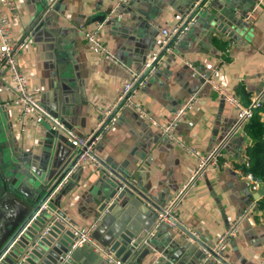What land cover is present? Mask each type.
I'll list each match as a JSON object with an SVG mask.
<instances>
[{
  "label": "crops",
  "instance_id": "0c3cea01",
  "mask_svg": "<svg viewBox=\"0 0 264 264\" xmlns=\"http://www.w3.org/2000/svg\"><path fill=\"white\" fill-rule=\"evenodd\" d=\"M125 1L135 2L137 9L132 11L119 0H58L52 6L53 0H18L19 20L11 23L10 32L15 39L28 40L18 60L19 71L29 89L38 90L36 98L46 112L79 134L95 127L102 111L116 103L129 77L120 66L92 52L81 28L93 31L103 24L105 45L121 64L140 71L152 56L158 30L172 28L197 0ZM196 19L164 66L136 87L137 99L160 124L170 122L189 98H197L173 138L133 109H119L114 128L95 149L101 167L85 163L54 197L70 222L95 225L93 237L104 246L123 230L146 236L145 230L154 227L156 210L174 197L195 167L188 150L207 153L234 127L236 113L212 89L209 79L222 84L245 106L264 89V0H207ZM2 80L9 82V75L0 78V109L12 124L16 154L26 152L31 161L56 166L75 157L74 148L50 122L28 123L22 129L19 108L10 103ZM257 113L264 122V110ZM251 145L241 130L230 136L222 151L235 169L208 171L182 203L181 230L163 225L147 242L142 259H130L127 264H198L201 247L213 246L239 218L241 231L225 253L226 260L261 264L264 183L254 190L239 171ZM105 164L129 174L154 208L130 196L117 200L115 187L105 178ZM77 251L82 264H109L88 247Z\"/></svg>",
  "mask_w": 264,
  "mask_h": 264
},
{
  "label": "built area",
  "instance_id": "2783aa9c",
  "mask_svg": "<svg viewBox=\"0 0 264 264\" xmlns=\"http://www.w3.org/2000/svg\"><path fill=\"white\" fill-rule=\"evenodd\" d=\"M58 0H53L54 4ZM207 1V0H206ZM205 0H197L192 8L182 16L172 28H160L159 35L155 40V48L150 57L149 62L140 70H132L119 62L118 58L110 51L101 38L103 24H99L93 31L84 30L81 32L84 40L90 47L92 52L100 59L110 61L122 68L128 74L127 81L124 82L116 103L107 109H104L97 121L95 127L87 134H79L77 131L66 127L60 121L56 120L40 105L36 98L37 89L30 90L26 81V77L21 74L18 68V60L27 48L28 40L15 39L10 32V25L13 21L19 20V2L18 0H0V78L9 75L10 81L2 80L3 88L10 94V103L15 104L19 108L18 122L22 129L28 124H41L50 122L53 129L64 135L67 142L74 148L78 157L77 163L72 172L66 177L60 187L64 186L71 175L81 168L85 163L92 162L97 167H101L100 161L97 159L95 152L96 147L104 137L114 128L117 121L116 113L119 109L131 108L142 119L149 121L163 135L173 138L175 129L183 120V117L190 112L197 103L196 97L189 98L185 104L179 107L173 114L170 122L160 124L154 120L150 113L144 108L142 103L137 99V89L139 85L145 83L147 75H155L165 64L168 56L173 54L175 46L188 34L191 28L196 24L197 11L205 7ZM120 4L126 2L119 0ZM204 3V4H203ZM217 68L214 69V72ZM13 84H11V83ZM214 91H216L222 100L236 113V122L234 127L226 134V136L213 147L209 152L202 153L196 149L190 148L188 152L195 158L196 164L191 171L187 181L177 190L176 194L162 208L156 210V218L154 227L147 233L146 242L154 237L155 231L167 226L170 230H181L183 224L179 217L182 203L186 199L189 192L196 186V183L204 178L206 173L217 168L235 169V165L228 160L224 153L223 147L230 136L241 130L244 135L245 126L253 119L255 114L260 110H264V89L254 95L251 102L245 106L240 98L225 88L222 84L214 79L208 81ZM264 114V113H263ZM244 168L250 167L249 157L245 155L243 163ZM240 174L245 178L254 190L261 185V181L251 173H245L239 169ZM46 206L43 207L45 209ZM107 212V210H106ZM242 219H236L231 222L228 228L218 236L216 242L211 247H201L202 258L198 264H206L212 262L214 264H233L228 262L225 253L235 238L238 237L242 227ZM68 229L72 235V249L88 247L91 251L98 254L109 264H122L121 261L110 251V248L96 241L93 237L95 225L91 227L78 226L74 223H68ZM261 264H264V260Z\"/></svg>",
  "mask_w": 264,
  "mask_h": 264
},
{
  "label": "water",
  "instance_id": "95a60500",
  "mask_svg": "<svg viewBox=\"0 0 264 264\" xmlns=\"http://www.w3.org/2000/svg\"><path fill=\"white\" fill-rule=\"evenodd\" d=\"M129 3L124 2L122 6L132 11L137 9L135 2ZM2 112L0 109V264H82L75 255L79 249H72L68 229V223L72 222L61 210L60 202L52 198L74 169L78 157H69L56 166L46 161H31L26 152L17 155L12 124L2 117ZM104 167L105 178L115 187L117 200L130 196L154 208L149 198L135 187L129 174L106 164ZM149 231L151 228L145 234ZM146 237L147 234L123 230L114 233L107 246L122 264H127L130 259L134 262L142 259Z\"/></svg>",
  "mask_w": 264,
  "mask_h": 264
},
{
  "label": "trees",
  "instance_id": "16d2710c",
  "mask_svg": "<svg viewBox=\"0 0 264 264\" xmlns=\"http://www.w3.org/2000/svg\"><path fill=\"white\" fill-rule=\"evenodd\" d=\"M247 136L252 140V145L248 148L250 167L244 168L245 173H251L264 183V122L257 113L244 128ZM264 207V200L261 202Z\"/></svg>",
  "mask_w": 264,
  "mask_h": 264
},
{
  "label": "rangeland",
  "instance_id": "374dc122",
  "mask_svg": "<svg viewBox=\"0 0 264 264\" xmlns=\"http://www.w3.org/2000/svg\"><path fill=\"white\" fill-rule=\"evenodd\" d=\"M11 83V82H10ZM11 84H13V83H11Z\"/></svg>",
  "mask_w": 264,
  "mask_h": 264
}]
</instances>
